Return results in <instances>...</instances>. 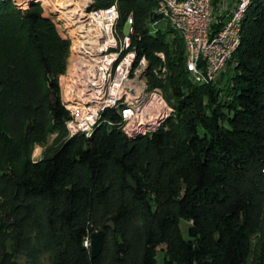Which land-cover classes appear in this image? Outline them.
<instances>
[{"label":"trees","instance_id":"16d2710c","mask_svg":"<svg viewBox=\"0 0 264 264\" xmlns=\"http://www.w3.org/2000/svg\"><path fill=\"white\" fill-rule=\"evenodd\" d=\"M27 2L0 0V264H157L160 251L163 264H264V0L246 11L231 67L204 84L182 31L168 21L151 31L165 20L157 1H95L117 5L118 29L131 21L147 87L173 108L133 136L114 109L91 133L69 134L60 77L72 40Z\"/></svg>","mask_w":264,"mask_h":264},{"label":"bare ground","instance_id":"6f19581e","mask_svg":"<svg viewBox=\"0 0 264 264\" xmlns=\"http://www.w3.org/2000/svg\"><path fill=\"white\" fill-rule=\"evenodd\" d=\"M56 2V8L58 11H61V15L65 18H68V26L72 31L78 30L79 33L76 36V41L74 43V54L72 57L70 67V73L68 78L70 82L67 83L68 93L65 103L75 109L83 110V115H90V108L84 107V99H88V84L90 80V73L88 70H81V62L79 61L82 57V49H86L87 44L90 43L89 53L90 55H95L98 58H105L107 56L113 55L111 61L108 63L107 72L102 75L101 86L105 87V96H113L114 84L116 81L119 67L123 63H126L128 54L130 52V66L134 68V76L136 79V84L134 88L129 89V87H119L116 93L115 104H104L101 105V109L94 113L93 118H91V125L82 128V132L91 133L98 123L103 118V113L107 109H114L118 112L120 117V124L126 130L129 135H136L142 133L143 131L150 130L153 127L159 126L168 115H152V116H142L135 118L132 121L130 118L125 117V114H132L133 112V101H136L135 104V115H142L147 106V102H152V100H157V88L149 90L146 87V81L142 78L140 79L139 74H142L146 67L148 66L147 59H144L142 63V58L138 59V54L136 49L132 48L131 45V34L134 32V28L129 25V30L125 35H121L118 29V23L120 19V14L116 4L112 5L109 8H114V18L109 25V32L112 33V42L113 44H106L104 48L100 44V26L99 23H91V30L88 27L83 16L85 14V9L88 6L89 0H51ZM157 1V11L167 20L174 28L182 31L184 34L186 48L188 51V63L187 67L191 74L192 79L201 83L197 75H195V66L192 62V53L195 55H202V62H211L213 58V50H206L204 54L203 46L196 45V35H191V29L187 24H183V17H181V10L176 9L173 5L169 3H181V0H155ZM209 5H213L212 0H207ZM239 4V0H237ZM252 0H244L242 7L239 9V14L235 17V12L232 13L230 17L226 16V19L223 20L222 25L219 29L216 30V33H229L231 31L234 34H231L229 37V45H232V52L235 53L241 42V24L246 11L248 10L249 5ZM95 2V0H91ZM213 6H208L205 8L206 21H203V30L205 34H213L212 23L214 22V13ZM103 14V9H96L91 12V19L93 21V16H98ZM89 16V15H88ZM70 24V25H69ZM91 32V36L89 33ZM76 34V33H75ZM75 37V35H74ZM219 37H211V45H218ZM234 55V54H233ZM140 80V82H139ZM69 81V80H68ZM67 81V82H68ZM160 93L164 97V103L166 104V110L172 113V108L168 105V102L163 94V91L160 89ZM74 100V101H73ZM93 100L95 103H103V94L102 93H93ZM71 102H74L75 105H72ZM79 104V105H76ZM69 126V122L67 127ZM68 129V128H67ZM69 134L73 135V129H68Z\"/></svg>","mask_w":264,"mask_h":264},{"label":"built area","instance_id":"2783aa9c","mask_svg":"<svg viewBox=\"0 0 264 264\" xmlns=\"http://www.w3.org/2000/svg\"><path fill=\"white\" fill-rule=\"evenodd\" d=\"M244 0H239V4L235 6V17L239 14V9L242 7ZM176 9L181 10V17H183V24H187L191 29V35H196V45L203 46L204 54L206 50H213V58L211 62H202V55H195L192 53V62L195 66V75L201 81V84L214 82L226 67L227 63L232 59V45H229V37L232 33H216V24L220 23L219 18L217 22H211L213 25V34H205L203 30V21H206L205 8L209 5L207 0H181V3H169ZM225 8H223V11ZM223 14V12L221 11ZM114 18V8L103 9V14L93 16V21H85L91 30V23H99L100 26V44L104 48L106 44H113L112 33L109 32V25H111ZM156 29V27H154ZM158 29V28H157ZM129 26L126 24V32H128ZM156 31V30H153ZM125 32V39H126ZM91 36V32L89 33ZM211 37H219L218 45H211ZM131 45V44H129ZM90 43L87 44L86 49H82V57L80 58L81 70H88L90 73V80L88 84V99H84V107L90 108V115H83L81 113H75L74 108H67L70 114L68 129H73V135L81 134L82 128L91 125V118L94 113L101 109V105L115 104L116 93L119 87L134 88L136 79L134 76V68L130 66V52L126 63H123L119 67L116 81L114 84L113 96H105V87L101 86L102 75L107 72L108 63L111 58L116 54L105 58H98L95 55L89 53ZM160 57H165L162 52L158 53ZM146 57H142V63ZM165 71V68H163ZM93 93L103 94V103H95L93 100ZM74 101V100H73ZM135 104L133 101L132 114H125V117L130 118L132 121L135 118L142 116L152 115H171L166 110V104L164 103V97L160 93V88H157V100L147 102V106L142 115H135ZM150 132V131H149Z\"/></svg>","mask_w":264,"mask_h":264},{"label":"rangeland","instance_id":"374dc122","mask_svg":"<svg viewBox=\"0 0 264 264\" xmlns=\"http://www.w3.org/2000/svg\"><path fill=\"white\" fill-rule=\"evenodd\" d=\"M16 1H20V0H16ZM22 2H24V1H28L26 4H23V5H25V6H28L31 2H33V1H40L41 3H42V5L46 8V9H48V10H50L52 13H54L56 16H57V18L61 21V23H63V25H64V27H65V29H66V31H67V33H68V35H69V37L71 38V40H72V47H71V55H70V58H69V65H68V69H67V72H66V74H64V75H62L61 77H60V82H61V90H62V98H63V101L65 102L67 99H65V98H67V93H68V88H69V86H68V84L67 83H69L70 82V79L68 78V76H70L69 75V73H70V70H72V68L70 69V67H73L74 68V66H72L71 65V61H72V57L73 56H75V54H74V48H75V45H74V43L76 42V41H74L75 39H76V36L78 35V31H79V29L78 30H75V31H72V27L75 25H73L71 28H70V26H68V23H67V21H68V18H65V16L63 17L62 15H61V11H58L57 10V8H56V2H53V1H51V0H21ZM96 1V0H95ZM237 0H215V2L213 3V0H212V3H213V13H214V22H216L217 21V18H219V19H221V20H224V19H226V16L227 17H230L231 15H232V13H234L235 12V6L234 5H237ZM252 2V1H251ZM223 8H225L224 10L225 11H223ZM97 8H95V2H91V0H89V3H88V6H87V8L85 9V14H84V16H83V20H85V21H90V19H91V12H93V11H95ZM99 9H102V8H99ZM119 11V10H118ZM221 11L223 12V14L221 13ZM89 15V16H88ZM167 20H162L160 23H159V26H158V22H156V23H154V26L156 27V29L152 26V23L150 24V27H151V31H153V30H157V28L158 27H162V28H165L166 27V22ZM128 23V26L130 25V20L128 21V22H126V24ZM126 24H125V26H124V28H123V30H120L119 29V31H120V33H121V35L123 36V35H125V32H126ZM70 25V24H69ZM74 28V27H73ZM76 33V34H75ZM74 35H75V37H74ZM186 44V43H185ZM231 66L229 65V64H227V66L225 67V70H228L229 68H230ZM146 69H147V67H146ZM145 71L146 70H144L143 72H142V74H139V77H140V79L142 78V81L143 80H145L146 81V78H145ZM233 72V71H232ZM228 76V75H227ZM69 80V81H68ZM68 81V82H67ZM139 82H140V80H139ZM146 87H147V82H146ZM70 89V88H69ZM147 89H148V87H147ZM168 102V101H167ZM66 104V103H65ZM71 104L72 105H75V103L74 102H71ZM76 105H79V104H76ZM168 105L170 106V104L168 103ZM67 106V105H66ZM171 107V106H170ZM73 108V107H72ZM172 108V107H171ZM173 109V108H172ZM158 127V126H157ZM154 128H156V127H153V128H151V129H154ZM150 129V130H151ZM146 131H148V130H146ZM143 132H145V131H143ZM52 141H53V136H51L50 138H49V140H48V142H47V144H45V145H41V144H37L36 146H35V148H34V150H33V158L35 159V160H38L39 158H41L42 157V155H43V153H44V150L52 143ZM181 226H182V229L184 230V233H185V235L187 234V228H188V226H189V223L186 221V220H182V223H181ZM164 263V253H162V251H160V253L158 254V256H157V264H163ZM21 264H25V262H24V260H22L21 261ZM248 264H250L249 262H248Z\"/></svg>","mask_w":264,"mask_h":264},{"label":"water","instance_id":"95a60500","mask_svg":"<svg viewBox=\"0 0 264 264\" xmlns=\"http://www.w3.org/2000/svg\"><path fill=\"white\" fill-rule=\"evenodd\" d=\"M105 233L104 230H98L91 234L90 245L92 249V256L96 257L100 254L104 246Z\"/></svg>","mask_w":264,"mask_h":264}]
</instances>
